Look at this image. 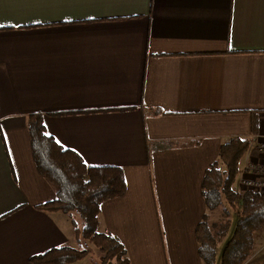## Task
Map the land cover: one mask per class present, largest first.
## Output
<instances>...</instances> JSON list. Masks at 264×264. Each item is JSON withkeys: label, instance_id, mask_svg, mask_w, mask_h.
<instances>
[{"label": "crops", "instance_id": "obj_1", "mask_svg": "<svg viewBox=\"0 0 264 264\" xmlns=\"http://www.w3.org/2000/svg\"><path fill=\"white\" fill-rule=\"evenodd\" d=\"M36 113L87 166L123 170L98 231L130 264H204L207 170L237 139L251 145L235 190L264 167V0H0V264L76 239L38 209L57 193L33 158ZM245 264H264V228Z\"/></svg>", "mask_w": 264, "mask_h": 264}, {"label": "trees", "instance_id": "obj_2", "mask_svg": "<svg viewBox=\"0 0 264 264\" xmlns=\"http://www.w3.org/2000/svg\"><path fill=\"white\" fill-rule=\"evenodd\" d=\"M33 158L41 176L56 189L53 202L38 209L49 214H79L82 229L73 223L79 242H86L102 254V264H130L124 245L115 236L98 231L103 203L120 198L127 192L123 170L115 167H89L76 152L62 146L45 127L44 115L28 119ZM250 141L233 140L222 146L218 160L207 170L203 195L209 213L223 203L227 221L214 236L208 216L197 228L199 254L204 264H216L218 244L227 239L233 222L231 211L240 206L234 232L225 245L221 264H245L254 248V236L264 228V193L235 190L240 165L250 149ZM88 254L71 247L52 249L30 260V264H71Z\"/></svg>", "mask_w": 264, "mask_h": 264}, {"label": "rangeland", "instance_id": "obj_3", "mask_svg": "<svg viewBox=\"0 0 264 264\" xmlns=\"http://www.w3.org/2000/svg\"><path fill=\"white\" fill-rule=\"evenodd\" d=\"M238 189L236 188V191L238 190V192H240V193L252 192V191L246 189V187H244L242 184H241V187L239 186ZM225 207H226V203H223V205L221 206V208H219V210L211 211L209 213L210 215L208 216V222H209V224L211 226V232H212V234L214 236H216L218 234L219 230L224 226V222L227 221L226 217L224 216V211H223V209ZM240 209L241 208H240L239 204L236 203V208L231 211L232 213H231L230 220L232 222H233V220H234V222L236 221L238 213L240 212ZM69 216L72 218V220H71V218ZM56 217L58 219L62 218V219H65V220H66V217H68L69 218V223H70L71 228H72V231H74V229H75L74 225L72 224L74 220L77 221V226L79 228L82 229V227H83V221H82L81 217L79 216V214H77L75 212H71L70 214H66V213H63V212H58V213H56ZM76 239H77V237H76ZM76 239L73 241V243L71 245L72 248L78 249L80 251L88 250V254L85 257H83V258H81V259H79V260H77V261H75V262H73L71 264H102L101 255H100L101 253L95 247H93L92 245H90V244H88L86 242H79L78 239L77 240ZM225 242H226V240H224V241H222L221 243L218 244V248H217L218 252L217 253H220L222 251L223 246L226 244ZM217 257H218V255H217ZM216 264H220V261H219L218 258L216 259Z\"/></svg>", "mask_w": 264, "mask_h": 264}, {"label": "built area", "instance_id": "obj_4", "mask_svg": "<svg viewBox=\"0 0 264 264\" xmlns=\"http://www.w3.org/2000/svg\"><path fill=\"white\" fill-rule=\"evenodd\" d=\"M256 148L260 153H264L263 142H259ZM241 184L252 192L264 193V167L250 163L241 178Z\"/></svg>", "mask_w": 264, "mask_h": 264}]
</instances>
